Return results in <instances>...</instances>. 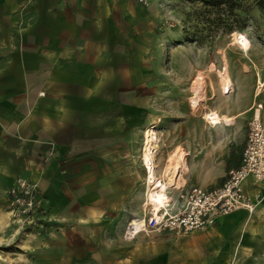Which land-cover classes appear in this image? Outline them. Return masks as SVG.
Wrapping results in <instances>:
<instances>
[{"label": "crops", "instance_id": "0c3cea01", "mask_svg": "<svg viewBox=\"0 0 264 264\" xmlns=\"http://www.w3.org/2000/svg\"><path fill=\"white\" fill-rule=\"evenodd\" d=\"M175 5L0 0V264H264V179L242 184L252 211L218 217L201 231L124 237L128 220L147 208L148 127L156 177L175 181L166 191L174 212L188 188L220 185L240 164L248 122L264 123V89L255 93L264 73L248 67L254 90L238 93L246 100L235 110L222 111L204 89L199 109L188 98L175 106L176 90L163 112V85L149 75L164 39L180 36L168 28L170 16L182 19ZM211 109L232 123H210ZM169 161L180 164L177 175L166 173ZM17 179L38 188L32 227L9 212L7 190Z\"/></svg>", "mask_w": 264, "mask_h": 264}, {"label": "rangeland", "instance_id": "374dc122", "mask_svg": "<svg viewBox=\"0 0 264 264\" xmlns=\"http://www.w3.org/2000/svg\"><path fill=\"white\" fill-rule=\"evenodd\" d=\"M254 1L241 0L240 6L230 10L228 6L223 5L207 7L202 0H183V3L181 0H175L181 8L175 5L172 12L178 16L181 14L182 19L177 22L170 16L168 28L178 30L180 36L177 39H164L162 56L152 59L151 66L156 73L149 75V80H157L163 85V99L165 98L163 112L171 111V93H176V90L179 102L174 105L185 107L187 98L189 101L194 96L193 85L192 92H189L188 88L199 77L203 82L202 90L199 89L200 101L205 98L204 89L207 94H213L214 99L209 102L221 107L222 111L235 110L236 104L246 100L245 96L242 94L238 96V93L254 90L255 81L254 76L248 78L243 71L248 70L246 68L248 67L251 73H254V69L264 73V14L256 9ZM170 6H173L172 3ZM167 11L170 13V10ZM234 33L242 34L248 39L246 49L237 45ZM257 74L258 87L260 80L264 82V77L261 79L260 73ZM223 76L227 78L228 91L223 90ZM261 89L262 93L264 87ZM218 93L219 97H216ZM263 98L264 96H261L259 99ZM154 109L155 106L152 104V114L155 112ZM159 109L157 106L156 112ZM156 149L158 147L154 151V161ZM168 187H170L168 184H163L160 190L166 192Z\"/></svg>", "mask_w": 264, "mask_h": 264}, {"label": "built area", "instance_id": "2783aa9c", "mask_svg": "<svg viewBox=\"0 0 264 264\" xmlns=\"http://www.w3.org/2000/svg\"><path fill=\"white\" fill-rule=\"evenodd\" d=\"M146 5L148 0H138ZM261 104L256 105L260 109ZM252 177L254 181L264 179V123L257 116L248 122L247 136L237 168L230 169L225 180L218 186L205 189L198 186L188 188L181 198L183 203L174 212L166 206L159 210H145L144 224L127 225L126 239L141 232L188 233L213 226L216 219L239 209L252 211L254 204L243 190V182ZM9 212L21 227L34 226L39 205L38 188L35 183L17 179L8 188ZM129 224V223H128Z\"/></svg>", "mask_w": 264, "mask_h": 264}, {"label": "bare ground", "instance_id": "6f19581e", "mask_svg": "<svg viewBox=\"0 0 264 264\" xmlns=\"http://www.w3.org/2000/svg\"><path fill=\"white\" fill-rule=\"evenodd\" d=\"M234 38H235V42L237 43V45H240L243 49L247 48L249 41L244 35L234 33ZM222 81H223L222 82L223 90L228 91L227 78L223 76ZM202 84L203 82H202L201 77L196 78L195 81L193 82L192 90L194 91V96L191 101L195 107H197L200 101L201 95L199 94V89L202 90V87H203ZM258 84L259 85L255 92L256 96H258L261 93V90H262L261 88L264 87L263 81L260 80ZM206 118L210 123L214 125H217L220 123L229 125L230 122L232 121L230 117L220 115L215 110L207 111ZM154 135H155L154 126L148 127L147 130L145 131L143 153H142L143 160L145 161V164L147 167V177H146L147 203L145 205L146 207L151 206L149 208L152 210H159L161 207H165L166 202H167L166 192L165 191L162 192V190H160V187H162L163 184H168L169 186L174 185L175 181L173 179H169L168 181L163 183L162 181L158 180L156 177V174H155L156 165L153 159L154 151H155ZM179 167H181L179 163L169 161V163L166 166L165 171L169 175L170 173H175V175H177L179 173ZM143 220H144V217L132 216L128 221L129 224L127 223V225L134 224L136 226L137 225L143 226L144 224Z\"/></svg>", "mask_w": 264, "mask_h": 264}, {"label": "trees", "instance_id": "16d2710c", "mask_svg": "<svg viewBox=\"0 0 264 264\" xmlns=\"http://www.w3.org/2000/svg\"><path fill=\"white\" fill-rule=\"evenodd\" d=\"M202 2H204L207 7H219L223 5V6H228L229 9L231 10L235 6H240L239 4L241 0H202ZM254 5L258 11L264 14V0H255Z\"/></svg>", "mask_w": 264, "mask_h": 264}]
</instances>
